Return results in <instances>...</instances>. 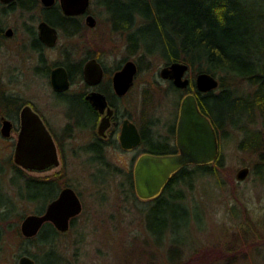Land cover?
Here are the masks:
<instances>
[{
  "label": "rangeland",
  "instance_id": "374dc122",
  "mask_svg": "<svg viewBox=\"0 0 264 264\" xmlns=\"http://www.w3.org/2000/svg\"><path fill=\"white\" fill-rule=\"evenodd\" d=\"M100 2L101 0H91L90 5L91 12L97 18V25L94 28L87 27L82 36L69 41L63 39L61 47L65 44L71 48H93L97 57H101L106 49V63L110 69H116L119 64L124 65L131 59L139 65L137 55H130L126 50L125 35L112 28V10L109 11ZM13 16L15 18L7 21L15 22L18 14ZM19 31L23 32L22 29ZM147 64L148 68L138 71L134 88L125 99L126 105L139 106L140 120L145 124L146 120L154 118L158 123L155 127L157 131L161 135H167L170 127L177 123L182 99L188 92L183 89L174 91L171 84L160 77V70L165 66L162 59L151 57L146 59L145 65ZM23 65L25 67L18 46L10 44L0 49V75L4 79H7L6 72L9 67ZM32 87L38 91L39 81ZM16 89L21 96L27 90L23 81ZM1 103L0 101V105ZM1 107L2 105L0 116L5 114ZM61 110L66 108L58 109L59 116ZM17 137L18 133L15 132V141ZM241 138V134L235 132L233 138L219 142L225 163L220 170L222 183L219 184L218 177L215 176H205L197 182L195 190L189 192V201L190 204L196 203L198 207L192 209L190 221L185 218L179 220L173 236H168L167 232L161 234V230L156 238L150 234L146 226V214L142 209L148 205L134 199V188L127 182L124 176L126 174H111L106 180V173L97 165V161L90 164L79 162L66 168L59 184L62 187H74L80 194L84 209L77 217L75 225L53 243L57 254L54 258L60 260V264H173L169 251L174 246H182L184 250L178 259L183 264H224L217 257L221 250L229 248V244L235 245L234 233L240 231L237 237L242 242L246 240V233L248 237L254 238L248 240L250 244L246 248L241 244L235 245L237 254L228 258H236L233 264H263L264 180L254 168L257 163L256 155L238 147ZM2 143L0 140V190L14 203L16 215L10 222L19 225L21 232L23 219L31 213H41L56 196L55 190L48 188V193L53 197L45 203L21 199L18 186L24 179L19 178L16 185L13 182L21 170L14 163L16 147ZM112 156L117 159L114 152ZM244 166L251 167L252 171L246 180L240 182L236 175ZM128 168L123 167L122 170L128 171ZM20 172L25 178H58H54V171ZM1 225L7 232L1 245L0 264H19L20 257L27 254L23 253L24 248L34 255L39 254V260L28 254L35 260V264L45 263L43 253L51 245L37 248L34 244L23 241L22 232L20 236L15 230L10 231L6 222H1ZM253 242L261 245V252L254 249ZM173 255H178V252L175 251Z\"/></svg>",
  "mask_w": 264,
  "mask_h": 264
},
{
  "label": "trees",
  "instance_id": "16d2710c",
  "mask_svg": "<svg viewBox=\"0 0 264 264\" xmlns=\"http://www.w3.org/2000/svg\"><path fill=\"white\" fill-rule=\"evenodd\" d=\"M100 3L112 10V28L125 35L126 50L130 55H137L139 72L149 67L145 62L151 57H159L165 65L175 61L189 65L191 83L183 90L196 94L200 109L211 119L218 133L219 142L233 138L235 132L241 134L238 147L256 155L254 168L264 180V0H101ZM200 72L216 76L219 87L209 92L199 91L195 79ZM170 84L174 91L182 90ZM1 105L2 111L8 114L9 104ZM224 166L223 155L219 153L214 163L181 168L155 198L144 200L134 192L135 200L148 205L142 209L150 234L156 238L161 230V234L167 232L168 236H173L180 219L190 221L192 209L198 205L190 204L189 192H193L197 182L205 176L218 177L221 184L220 170ZM21 170L13 179L15 185L19 178L24 179L18 186L21 199L45 203L53 197L48 191L44 192V186L52 187V180L25 178ZM15 212L14 203L0 190V250L7 232L1 222H6L10 231L22 235L19 225L10 222ZM239 232L234 233L235 245L246 248L250 244L248 240L254 237L246 233V240L242 242L237 237ZM62 234L65 233L47 225L36 236L22 238L37 248L51 245L43 253L44 264H60L61 261L54 258L57 254L53 243ZM235 245L229 244L217 258L224 264H233L236 258L228 257L237 254ZM252 246L262 251L261 245ZM183 250L182 246L171 248L169 257L173 264H183L178 259ZM23 253L34 255L26 248ZM34 256L39 260V254Z\"/></svg>",
  "mask_w": 264,
  "mask_h": 264
},
{
  "label": "flooded vegetation",
  "instance_id": "af4514ba",
  "mask_svg": "<svg viewBox=\"0 0 264 264\" xmlns=\"http://www.w3.org/2000/svg\"><path fill=\"white\" fill-rule=\"evenodd\" d=\"M14 14H18L15 22L7 21L15 18ZM90 14L94 15L90 6L84 13L66 14L61 0H53L51 3L44 0H0V49L10 44L18 46L25 63V67H9L6 72L7 79L0 75V101L9 104L8 114L0 116V140L3 145L16 147L22 128V110L30 106L52 135L58 153L59 164L41 171H54V178L58 177H42L44 181H53L51 188L55 190L56 196L47 203L41 214L46 212L49 203L56 199L64 188L71 187L76 190L71 185L62 187L59 184L65 169L73 167L76 163L90 164L97 161V165L106 173V180L111 174H126L124 176L127 182L136 192L135 166L144 153L163 155L178 152V120L174 127H170L167 135H161L157 131L155 127L158 123L154 118L146 120L144 124L139 117L140 107L126 105L125 99L132 92L135 83L127 93L121 95L117 92L114 75L123 65L119 64L112 71L106 63V49L101 57H97L93 48H71L65 44L61 47L63 39L69 41L86 33L87 27L94 28L87 21ZM44 22L57 31L58 39L53 46H49L41 37L40 26ZM9 30L12 32L9 33ZM53 51L55 52L52 53ZM92 59H97L103 69V77L97 85L90 84L85 75L86 64ZM61 66L67 70L70 86L66 90L58 91L53 86L52 74ZM22 81L27 90L25 95L21 96L16 87ZM36 81L40 83L38 91L32 87ZM167 81L173 83L172 80ZM92 91H100L106 97V109L103 114L87 100V95ZM60 107L66 108L59 112L64 118L58 115ZM105 118L106 126L103 132H100V125ZM5 120L11 122L9 135L3 132ZM127 120L137 127L141 137L138 144L130 147H125L121 141V133ZM15 132L18 133L16 141L13 138ZM113 152L117 159L112 156ZM123 167H129L128 171L119 172L118 169ZM47 191L48 188L44 186V192ZM78 195L80 196L79 193ZM78 216L70 220L69 230ZM47 225L56 228L52 222L44 224Z\"/></svg>",
  "mask_w": 264,
  "mask_h": 264
},
{
  "label": "water",
  "instance_id": "95a60500",
  "mask_svg": "<svg viewBox=\"0 0 264 264\" xmlns=\"http://www.w3.org/2000/svg\"><path fill=\"white\" fill-rule=\"evenodd\" d=\"M10 1V0H4ZM51 3L53 0H44ZM66 14H81L89 8L91 0H61ZM87 21L91 27L96 26V18L90 14ZM41 37L53 46L58 39L57 31L46 22L41 26ZM12 30H9L11 33ZM189 65L175 61L163 66L160 77L172 80L181 89H187L191 83L187 76ZM138 73V65L134 60H127L114 75V85L119 94H125L134 85ZM86 80L97 85L103 77L102 65L97 59L90 60L85 67ZM53 86L56 90H66L70 86L68 73L63 66L56 68L52 74ZM196 88L201 92H209L219 87V79L208 72H200L195 79ZM87 100L100 113L106 109V97L100 91H92ZM106 126V118L102 120L100 132ZM11 122L5 120L3 132L10 134ZM176 144L178 152L170 154L144 153L135 166V187L137 195L144 200L159 196L173 175L187 165H204L214 163L220 153L218 133L211 119L199 107L195 93L188 92L182 99L177 123ZM140 134L133 123L126 121L121 133V141L125 147L140 142ZM15 163L28 171L41 172L59 164L56 144L52 135L42 122L40 116L30 107L22 110V128L18 137ZM251 173L249 166L240 168L237 172L238 181H244ZM83 202L71 187H66L60 195L51 201L45 213H31L21 224L24 237L36 236L46 222H52L56 228L66 232L70 228V220L83 211ZM35 260L28 254L20 257L19 264H35Z\"/></svg>",
  "mask_w": 264,
  "mask_h": 264
}]
</instances>
